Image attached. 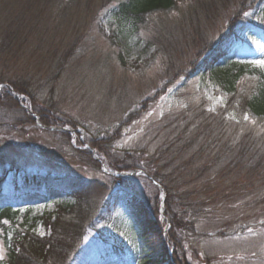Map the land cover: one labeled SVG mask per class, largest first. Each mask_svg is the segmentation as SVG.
Wrapping results in <instances>:
<instances>
[{
	"label": "rangeland",
	"instance_id": "rangeland-1",
	"mask_svg": "<svg viewBox=\"0 0 264 264\" xmlns=\"http://www.w3.org/2000/svg\"><path fill=\"white\" fill-rule=\"evenodd\" d=\"M125 1L0 0V97L18 102L0 100V206L22 215L0 224V264L31 226L55 245L49 264H144L163 243L135 225L137 196L164 231L167 202L182 215L171 257L264 264V118L245 105L264 76V0H177L143 19Z\"/></svg>",
	"mask_w": 264,
	"mask_h": 264
},
{
	"label": "trees",
	"instance_id": "trees-1",
	"mask_svg": "<svg viewBox=\"0 0 264 264\" xmlns=\"http://www.w3.org/2000/svg\"><path fill=\"white\" fill-rule=\"evenodd\" d=\"M177 0H126L121 4V12L125 14L128 17H131L132 19H143L145 15L151 12H157V11H166L171 8H173L176 4ZM10 40L6 39V42L8 43ZM7 45H3L2 48L5 49ZM17 84L11 83V85L14 87V90L18 93L24 94L28 90V86L26 83L17 82ZM27 90V91H26ZM26 91V92H25ZM0 100L2 102L8 101L10 104H12L14 107L18 108V102L11 96V92L8 88H5L4 93L1 95ZM245 105L247 108L250 109V111L257 116H260L264 118V76L261 79V83L259 84V89L256 94L249 97L245 100ZM38 111V110H37ZM40 116V120L45 125L50 123L46 119V117H49L48 115H45L43 113L37 112ZM32 118H26V122L32 123ZM259 162V160H258ZM262 163V160L259 162V164ZM119 168V167H114ZM132 168V167H131ZM130 168H124V171L129 172ZM118 179H123L121 176L118 177ZM40 178L33 177L28 175L26 177V183L29 187L34 188V184H42V181H40ZM50 181V178H45V182L47 185H50L48 183ZM155 185V190L159 191L161 188L157 187L160 185L159 179H150ZM151 182V183H152ZM43 186L45 184H42ZM167 193L169 194L170 191L168 188L164 187ZM77 200H80V196H76ZM172 198L171 196H169ZM168 197V198H169ZM138 198V199H137ZM135 199L134 197L128 198V201L135 203L136 211L139 215L138 222L135 223V225L140 229L141 235L148 240L151 241H157L160 243H163L160 247V250L158 252H150L145 247L143 248L144 256H143V262L144 264H148L151 262V259L154 260L155 264H189L188 261H186V257L184 256H170L169 252V245H173L176 248H178L181 252V246L179 241L177 240V233L178 230H181V223L179 221L181 214H178L175 210H171L170 203L167 202V214L168 218L170 220V229L168 231L165 230V226L162 225V223L159 221L158 212H156V206L153 209L148 208L145 206L143 202H140L139 197L137 196ZM132 200V201H131ZM152 209V210H151ZM175 214H173V212ZM22 215L20 212L12 209L11 207H3L0 206V224L2 222H10L11 224H16L18 219ZM25 217L23 221L26 223L28 222L29 218L27 215L23 216ZM37 219L33 220L35 222ZM59 222V218H56L54 220L53 225H56ZM33 226L29 228L27 231H22L19 234L16 235L14 238L13 245L11 246L9 244L8 247V254H7V264H49V259L52 258V252L54 251V244L50 243L46 239L40 238L34 231ZM58 243V241H56ZM168 243L169 245H167ZM64 253L66 252L65 249ZM62 250V251H63ZM182 253V252H181ZM66 257V256H65ZM183 258V259H182ZM141 262L139 261V264ZM142 264V263H141Z\"/></svg>",
	"mask_w": 264,
	"mask_h": 264
},
{
	"label": "snow or ice",
	"instance_id": "snow-or-ice-1",
	"mask_svg": "<svg viewBox=\"0 0 264 264\" xmlns=\"http://www.w3.org/2000/svg\"><path fill=\"white\" fill-rule=\"evenodd\" d=\"M258 63L264 66V61H259Z\"/></svg>",
	"mask_w": 264,
	"mask_h": 264
}]
</instances>
